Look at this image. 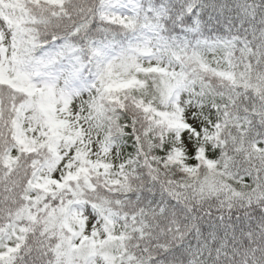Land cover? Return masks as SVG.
<instances>
[{
  "label": "snow or ice",
  "instance_id": "obj_1",
  "mask_svg": "<svg viewBox=\"0 0 264 264\" xmlns=\"http://www.w3.org/2000/svg\"><path fill=\"white\" fill-rule=\"evenodd\" d=\"M0 264H264V0H0Z\"/></svg>",
  "mask_w": 264,
  "mask_h": 264
}]
</instances>
